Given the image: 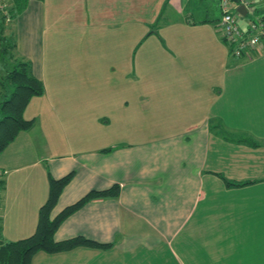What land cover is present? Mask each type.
<instances>
[{
	"label": "crops",
	"instance_id": "0c3cea01",
	"mask_svg": "<svg viewBox=\"0 0 264 264\" xmlns=\"http://www.w3.org/2000/svg\"><path fill=\"white\" fill-rule=\"evenodd\" d=\"M217 3L27 0L5 23L43 92L0 151V238L34 230L47 175L72 172L50 217L87 190H118L52 234L103 245L29 264H264V46L229 56ZM246 7L240 28L264 16V0Z\"/></svg>",
	"mask_w": 264,
	"mask_h": 264
},
{
	"label": "trees",
	"instance_id": "16d2710c",
	"mask_svg": "<svg viewBox=\"0 0 264 264\" xmlns=\"http://www.w3.org/2000/svg\"><path fill=\"white\" fill-rule=\"evenodd\" d=\"M26 1L9 0L8 7H1L0 5V54L6 56V66H8L0 76V151L4 145L13 139L18 131L25 130L30 125V119L22 118V110L30 97L40 95L43 92L41 81L31 75L28 61L14 57L12 51L13 42L9 39L6 41L2 34L5 22H8L13 15L20 13L25 7ZM1 3L2 0H0ZM260 18L264 19V16L261 15ZM213 25L215 27L214 33L226 47V53L231 57H235L230 53L231 45L227 44L225 37L218 32L217 21ZM2 175L3 172L0 171V191L2 189ZM71 175L72 172H67L57 178L47 175V195L37 209L34 230L28 236L17 240L3 241L0 238V264H29L30 256L36 251L54 253L56 251H65L80 244L103 245L79 235L61 240H52L55 227L66 215L75 211L76 208L89 199L115 196L118 191L117 185L114 183L105 189H98V191L87 190L85 194L75 199L74 202L63 206L62 209L50 217L49 213L53 204Z\"/></svg>",
	"mask_w": 264,
	"mask_h": 264
},
{
	"label": "built area",
	"instance_id": "2783aa9c",
	"mask_svg": "<svg viewBox=\"0 0 264 264\" xmlns=\"http://www.w3.org/2000/svg\"><path fill=\"white\" fill-rule=\"evenodd\" d=\"M241 4L246 8L245 13H252L251 7L247 8L248 0H218L217 8L219 17L217 23L218 32L226 39L227 44L231 45V55L242 57L247 50L264 46V19L259 15L245 19L244 27L240 28L238 19L241 15L236 12L233 5Z\"/></svg>",
	"mask_w": 264,
	"mask_h": 264
},
{
	"label": "rangeland",
	"instance_id": "374dc122",
	"mask_svg": "<svg viewBox=\"0 0 264 264\" xmlns=\"http://www.w3.org/2000/svg\"><path fill=\"white\" fill-rule=\"evenodd\" d=\"M1 5V7L3 6V3H1L0 4ZM4 7V6H3ZM6 9V8H5ZM6 24L8 23V22H5ZM6 41H8L7 40V38H6ZM5 62V64H6V56L4 55V54H0V67L2 66V64ZM7 68H8V66H7ZM247 135V134H246ZM248 139H246V141H247V143H249V141L251 142V141H253V138L251 137V136H249L248 137V135L246 136ZM242 152L244 151V150H241ZM259 152L261 153V152H263L264 153V147L262 146V149H260L259 150ZM235 153V152H234ZM235 155H236V153H235Z\"/></svg>",
	"mask_w": 264,
	"mask_h": 264
},
{
	"label": "water",
	"instance_id": "95a60500",
	"mask_svg": "<svg viewBox=\"0 0 264 264\" xmlns=\"http://www.w3.org/2000/svg\"><path fill=\"white\" fill-rule=\"evenodd\" d=\"M232 1H236V0H232ZM234 9L236 10V12H238L241 16H244L246 8H244V6H242L241 4H237Z\"/></svg>",
	"mask_w": 264,
	"mask_h": 264
}]
</instances>
